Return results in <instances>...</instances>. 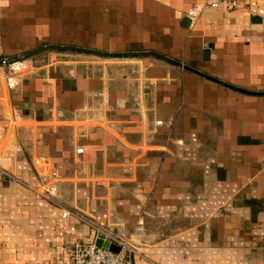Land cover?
I'll return each mask as SVG.
<instances>
[{
  "label": "crops",
  "instance_id": "crops-1",
  "mask_svg": "<svg viewBox=\"0 0 264 264\" xmlns=\"http://www.w3.org/2000/svg\"><path fill=\"white\" fill-rule=\"evenodd\" d=\"M196 1L0 0V69L33 61L0 78V264L91 224L134 264H264V0Z\"/></svg>",
  "mask_w": 264,
  "mask_h": 264
},
{
  "label": "built area",
  "instance_id": "built-area-1",
  "mask_svg": "<svg viewBox=\"0 0 264 264\" xmlns=\"http://www.w3.org/2000/svg\"><path fill=\"white\" fill-rule=\"evenodd\" d=\"M243 0H198L187 11L186 16L189 18V25L192 26L200 14L207 8H222L225 10L236 9ZM33 67L32 58L29 56H20L9 59L0 69V78L3 79L8 89L15 88L21 80V77L28 74ZM158 124L160 120L156 121ZM81 148H76L80 152ZM40 196L48 201L59 205L54 199V189L49 187L39 193ZM73 212L63 209L62 216L66 217ZM89 224H91L89 222ZM95 239L102 237L109 244L114 245L117 249L111 250L108 247L96 246L95 239L91 243L80 241H68L62 246H58L55 254L64 251L67 256V262L62 264H134L135 257L138 254L135 246L130 239L120 233H116L107 227L95 226Z\"/></svg>",
  "mask_w": 264,
  "mask_h": 264
},
{
  "label": "water",
  "instance_id": "water-1",
  "mask_svg": "<svg viewBox=\"0 0 264 264\" xmlns=\"http://www.w3.org/2000/svg\"><path fill=\"white\" fill-rule=\"evenodd\" d=\"M188 21L190 22L189 18H188ZM94 243H95L96 246L108 247V248H110L111 250H114V251L117 249L114 245L109 244L107 241L103 240V238L100 237V236L95 239Z\"/></svg>",
  "mask_w": 264,
  "mask_h": 264
}]
</instances>
